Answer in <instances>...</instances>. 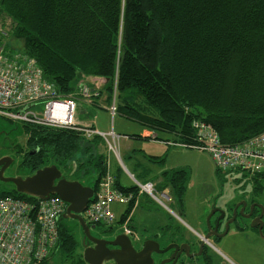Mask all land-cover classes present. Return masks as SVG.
<instances>
[{
    "label": "trees",
    "instance_id": "obj_1",
    "mask_svg": "<svg viewBox=\"0 0 264 264\" xmlns=\"http://www.w3.org/2000/svg\"><path fill=\"white\" fill-rule=\"evenodd\" d=\"M0 16L10 20V34L24 40L21 51L61 94L75 93L88 77L103 78L110 101L115 90L121 98L118 110L156 135L179 134L185 144L195 143V121L209 125L225 146L264 132V0H0ZM22 126L27 144L41 149L26 159L28 166L72 167L75 180L95 175L98 190L108 173L102 138ZM162 178L156 187L171 188L182 201L188 170L167 171ZM255 178L260 196L264 175ZM119 189L136 204V186ZM8 196L31 198L0 190V198ZM64 220L58 244L42 264L56 254L63 262L86 264L83 254L76 258L80 244Z\"/></svg>",
    "mask_w": 264,
    "mask_h": 264
},
{
    "label": "built area",
    "instance_id": "obj_2",
    "mask_svg": "<svg viewBox=\"0 0 264 264\" xmlns=\"http://www.w3.org/2000/svg\"><path fill=\"white\" fill-rule=\"evenodd\" d=\"M0 26V118L22 125L46 126L71 130L86 139L100 137L116 142L120 135L113 130L102 132L93 125L77 119L79 101H94L101 97V88L81 83L75 93L64 95L46 79L36 60L21 50H8ZM117 93L109 105L112 116L118 112ZM195 143L185 144L209 152L217 168L222 171L242 170L250 177L264 175V132L236 146H225L219 135L206 123L195 121ZM109 149L117 155L115 144ZM140 194H146L169 210L172 202L168 190L160 196L154 182L135 181ZM133 195L115 185L108 172L95 191L94 199L83 213L89 224L112 226L117 220L112 205H128ZM67 204L59 196L46 200L22 199L12 196L0 198V264H42L49 259L59 241V225ZM171 211V210H169Z\"/></svg>",
    "mask_w": 264,
    "mask_h": 264
},
{
    "label": "rangeland",
    "instance_id": "obj_3",
    "mask_svg": "<svg viewBox=\"0 0 264 264\" xmlns=\"http://www.w3.org/2000/svg\"><path fill=\"white\" fill-rule=\"evenodd\" d=\"M0 25L2 26L4 31L8 32V36H4V42H6L7 46L9 48L21 50L24 46V40L22 38H16L10 34V20H8L7 18L5 19L3 16H0ZM88 82V78L81 81V83L90 85ZM105 92L107 91L105 90ZM120 101L121 98H119L118 94L117 103L119 104ZM138 102L144 104V98L142 95H139ZM141 110L146 112L150 111L152 113H154V111L157 112L152 108H148V111L147 109H144L143 106ZM95 111L99 116L97 122L100 128L109 130L113 126V128H115L116 130V133L121 134L120 136H122V138L120 139V141L117 139L116 142V147L119 148L120 154H122V151H120V147H118L117 143L119 141V146L121 144L123 147H125L124 145L128 142L125 138H123L125 134L132 137L135 135H141L143 132L144 125L140 121L126 116L125 113L122 112V110H118L116 118H114L112 114L110 115L107 113V116L105 114H102L105 112V109L103 107H98ZM92 119L93 115H91L89 120ZM169 134H173L174 137L179 136L180 139V135L177 133ZM111 138L112 137L110 136L109 139ZM163 138L166 139L165 137ZM158 143L159 142L157 141L152 142L149 139L137 140V144H135V147L140 148L142 146L144 151L141 153L153 152L155 154H160L161 152L166 151L170 154L169 159L172 161V164L176 166V168L178 167L181 169H188L189 178L186 185L187 187L184 194V199L185 205L189 209H196L197 207L199 209V205H201V207H205L206 201L210 197L220 196L218 204H225V202L231 200L233 192H237V196H247L252 192L253 188L255 190L257 178L250 177L242 170H219L215 162L212 160L211 155L207 151H203L198 148L172 149L168 146H164ZM105 146L106 144H102L101 146H99V148L102 149ZM28 147L27 135L23 130L22 124L10 122L6 119L0 118V158L8 155L14 156L15 154H18V151H26ZM106 149H109L108 145ZM21 156L22 155H20V157ZM20 157H17L18 159L16 160V163L9 169V171L7 172V176H29L28 170H23L20 168V164L22 163ZM121 160L125 163L124 158H122ZM47 164L54 163L48 162L45 165ZM121 166L123 167L122 164ZM71 168L72 167L63 170L67 173V175H69V171ZM124 172L126 173L125 169ZM79 179L83 184L93 186L96 176L87 175L82 178L79 177ZM129 184L133 185L134 183L130 182ZM262 185L264 190V183H262ZM13 189L14 187L10 185V183H0V190L11 191ZM168 190L171 191V188H168ZM161 193L162 190H158L157 194L159 196ZM257 201L261 202V204L264 206V191L260 198H257ZM128 205L129 209L131 210L130 214H128L127 217H125L124 215H120L119 217L117 216L116 222L114 223V225H112L111 229L107 230V232L113 235H116V233L119 235L122 234L121 232H119L120 230L125 233L126 230L132 231L135 229L137 230V232H135V244L137 246H140L142 241L148 238H153L154 235L158 234L156 228H153V230L150 228L151 220L150 218H147L149 216H152V214L150 215L148 212L151 208L155 209V212L160 214L163 218L171 220L170 225L174 224L173 226L177 227L178 230L184 231H182L181 233H186L189 236L195 235L193 230L198 231L197 233L200 235H202L203 233L200 231L201 229H198V227L188 218L189 216L187 214H184V212L176 206V204L167 203L169 210H171L169 211L168 209L160 205L156 200L145 195L141 196V207L136 213V219L134 220L135 225L131 224L130 222L131 214L135 207V204L129 203ZM169 215H171V219L169 218ZM208 215L209 214L207 213L205 221ZM138 219L142 221H144L143 219H145L144 225L139 224ZM64 221L65 224L71 229V231L74 230L73 235L80 244L84 234L78 222L72 219H65ZM144 226H146L148 229ZM108 227L110 226H107L106 228ZM262 233L264 234V226L262 228ZM165 238L166 236L162 238L163 244L167 243ZM212 245L213 247L210 246L209 251L214 257L212 259L213 264H264V235L261 236V233L258 230H239L236 225H233L229 228V232L225 237L218 241H212ZM78 248L79 249L76 258L79 254L82 255L84 253V248H82L81 245H79ZM65 261L66 262H63L61 256L56 254L52 257L50 264H74L71 260L67 259ZM104 264H113V262Z\"/></svg>",
    "mask_w": 264,
    "mask_h": 264
},
{
    "label": "water",
    "instance_id": "obj_4",
    "mask_svg": "<svg viewBox=\"0 0 264 264\" xmlns=\"http://www.w3.org/2000/svg\"><path fill=\"white\" fill-rule=\"evenodd\" d=\"M36 152H38V149H36ZM15 162L12 156L0 158V182L3 184L10 183L18 193L27 195L31 198L46 200L54 195L59 196L67 204L63 218L76 220L81 226L85 238L89 242L95 244L94 247H85L84 249L83 254L87 264H104L110 261H113L115 264H154L153 254H163L177 247V245H170L165 249H161L157 240L147 239L144 241L142 248L137 250L135 246L136 236L133 235L131 238L130 235L122 233L117 235L112 241L94 237L91 233L89 224L83 216L87 206L94 199V185H85L80 180H75L72 174L67 175L57 164L43 166L37 169L34 174L26 177L20 175H5L6 170L13 167ZM258 206L263 212L260 216L255 218V228H257L261 236H263L262 228L264 225L262 217L264 214V207L263 205H257V207ZM215 212L216 210H213L208 218V229L213 230V234L217 238H222L227 232L218 234L220 227L219 221L224 218L226 211L220 209L219 212H221L223 216L218 218L215 225L211 227L209 219ZM132 233L136 234L134 232ZM197 236L200 238L202 246H212L209 241L212 235L208 233L205 236L200 234H197ZM108 245L117 248L110 249Z\"/></svg>",
    "mask_w": 264,
    "mask_h": 264
},
{
    "label": "crops",
    "instance_id": "obj_5",
    "mask_svg": "<svg viewBox=\"0 0 264 264\" xmlns=\"http://www.w3.org/2000/svg\"><path fill=\"white\" fill-rule=\"evenodd\" d=\"M8 50H14V48H9ZM88 81H89L88 83L90 84V86L100 87L102 90V95L99 99H95L94 101H90V102L89 101H79L78 112H77L78 121L84 125H93L95 128L105 133H109L112 130L116 133V130L115 128H113V126L109 130H104L103 128H100L98 126V122H97V120L99 119V116L96 114V111H95L96 108L103 107L105 109V112L102 114H105L107 116V113H108L111 115L109 111V105L111 101L109 99V95L107 94V92H105L106 80L100 77H88ZM91 115H93V119L89 120ZM116 117L117 115L114 116V118ZM118 135H121V134H118ZM158 135L161 139L157 138ZM158 135H156L155 132L147 130L145 128L143 129V132L141 134L143 138L148 137V139L151 140L152 142L157 141L159 142L158 144L168 146L169 148H172V149L173 148L193 149V148L186 146L185 143L180 142L179 136L174 137L173 134H169V133H159ZM163 137H165L166 139H164ZM121 138L122 136H120V139ZM123 138H125L126 141H128L124 145L125 147H123L121 144L119 146L120 139H118L119 141L117 143L118 147H120V151H122V154H120L119 148H117L119 155H116V153L114 151H111L110 149H106L108 142L116 145L117 140L115 142L113 138L111 139L108 138V142L103 139L104 144H106V146L100 149V153L105 155L108 172L114 177L115 182L117 184V188H126V189L131 188L136 185L135 181H138L141 183L152 181V182H155L156 185H159L163 182V178H162L163 173L167 171H174V170L181 169L178 167L176 168V166L172 164V161L169 159L170 154L166 151L165 152L163 151L160 154H155L153 152L152 153H149V152L141 153L144 151L142 146L140 148L135 147V144H137V140H148V139L131 138L130 135H126V134ZM151 157H155L157 159L151 160ZM122 158L125 159V163L122 162L121 160ZM120 163L123 165V167L121 166ZM124 169L126 173L124 172ZM129 180L130 182H133L134 184L133 185L129 184L130 183ZM168 188L169 187H166L164 190H168ZM157 190H160V189L157 188ZM164 190H162V192ZM169 194L172 197L171 203L176 204V206L179 207L184 212V214H187L189 216L188 218L198 227V229H201L200 231L202 232L203 220L209 211L210 200L208 199L206 201L205 207H201V205H199V209L198 207L196 209H189L185 205V199H184L185 196H183L182 201H180L178 197L172 192V189L171 191H169ZM143 195L148 196L146 194H139L138 200L131 214V220H130L131 224L135 225L134 220L136 219V213L141 207V196ZM260 196H257V197L260 198ZM112 208H113V211L116 213V215L119 217L120 215L123 216V214L129 208V205L114 203L112 205ZM148 212L150 215L152 214V216L147 217V218H150L151 220L150 228L152 230L153 228H156L158 232H161L162 235L166 236L165 238L166 242L173 241V240L177 241L178 239L182 238V235H180L178 228L173 226L174 224L170 225L171 220H167L163 218L160 214L156 213L155 209L153 208H151L150 211ZM128 214L129 213H127V215ZM173 215H176V214H173ZM169 216H170L169 218L171 219V215ZM129 218H130V215H129ZM143 220L145 221V219ZM144 221L138 219L139 224L144 225ZM133 231L137 232V230L135 229ZM193 231H194V234L195 233L198 234L197 233L198 231L196 230H193Z\"/></svg>",
    "mask_w": 264,
    "mask_h": 264
},
{
    "label": "flooded vegetation",
    "instance_id": "obj_6",
    "mask_svg": "<svg viewBox=\"0 0 264 264\" xmlns=\"http://www.w3.org/2000/svg\"><path fill=\"white\" fill-rule=\"evenodd\" d=\"M29 146V145H28ZM36 149H38V152H36ZM40 155L41 154V149L38 147H28L26 151H18V154H15L13 157L14 162L18 159L17 157H20L22 163L21 169L23 170H28L29 175H32L36 172L37 169H33L31 166H28L26 164V159L29 157H33L34 155ZM45 153L44 155H46ZM11 156V155H8ZM45 157L44 159H46ZM16 163V162H15ZM50 165V164H47ZM43 165V166H47ZM41 166V167H43ZM40 167V168H41ZM10 168H8L5 172V175H7V172L9 171ZM18 176V175H16ZM26 177V176H24ZM1 183V182H0ZM253 188V187H252ZM257 196H255V190L253 188L252 192L248 194L247 196H237V192H233L232 198L230 201L225 202V204L219 203L220 196H215V197H210L208 198L210 200V206H209V211H208V217L205 221V218L203 220V227H202V236L207 235L208 233L212 236H210V243L211 241H218L221 240L222 238H217L213 233V230H209L208 227V218L213 210H216V212L213 214V216L209 219V224L211 227H213L217 221L218 218L222 217L223 214L220 211V209H223L226 211L224 218L220 219L219 224V230L218 234H224L225 232H229V228L233 225H236V227L239 230H258L255 228V218L260 216L262 214V209L257 205H262L261 202L257 201ZM212 200V201H211ZM264 207V206H263ZM218 210V211H217ZM210 212V213H209ZM207 216V214H206ZM205 216V217H206ZM73 220V219H72ZM263 220V225H264V214L262 217ZM76 221V220H75ZM79 224V223H78ZM123 225V224H121ZM80 226V225H79ZM89 226L91 228V233L93 234L94 237L98 239H104L107 241H112L115 239V237L118 235L110 234L107 232L108 229H111L112 226L106 228L107 226H104L102 224H90ZM81 228V226H80ZM116 228V227H114ZM228 228V229H227ZM113 229V228H112ZM82 230V228H81ZM183 230H179L180 235H182V238L173 241H169L166 244H163L162 238L165 237L162 235L161 232H158L157 235H154L153 238H148V239H153L157 240L160 244L161 249H165L170 245H177V247H174L170 251L160 254H153L154 257V264H213L212 259L214 258L213 255L209 251V246L201 245L200 238L197 236L195 233L194 236H189L186 233H181ZM74 232V230H72ZM83 232V231H82ZM118 232V231H117ZM123 233L121 230L119 231ZM132 231L126 230L125 234L130 235L132 238L133 234ZM184 232V231H183ZM135 233V232H134ZM226 233V234H227ZM226 236V235H225ZM224 236V237H225ZM147 240V239H146ZM144 240V241H146ZM144 241L141 242L140 246H136V249L139 250L142 248ZM212 244V243H211ZM80 245L82 248L85 249V247H94L95 244L92 242H89L86 238L85 235L83 236ZM110 249H115L117 247L108 245ZM113 262V261H110ZM106 262V263H110ZM113 264H115L113 262Z\"/></svg>",
    "mask_w": 264,
    "mask_h": 264
},
{
    "label": "bare ground",
    "instance_id": "obj_7",
    "mask_svg": "<svg viewBox=\"0 0 264 264\" xmlns=\"http://www.w3.org/2000/svg\"><path fill=\"white\" fill-rule=\"evenodd\" d=\"M110 97V96H109ZM98 102V101H97ZM94 106V105H93ZM93 141V140H92Z\"/></svg>",
    "mask_w": 264,
    "mask_h": 264
}]
</instances>
